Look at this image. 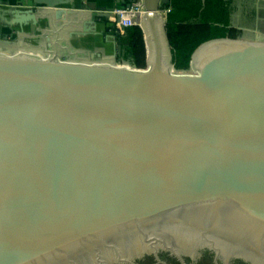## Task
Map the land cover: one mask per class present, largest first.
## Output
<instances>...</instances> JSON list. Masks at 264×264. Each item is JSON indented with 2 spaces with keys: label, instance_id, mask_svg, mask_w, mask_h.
Instances as JSON below:
<instances>
[{
  "label": "water",
  "instance_id": "1",
  "mask_svg": "<svg viewBox=\"0 0 264 264\" xmlns=\"http://www.w3.org/2000/svg\"><path fill=\"white\" fill-rule=\"evenodd\" d=\"M168 1L142 0L143 68L0 52V264H264V46L177 72Z\"/></svg>",
  "mask_w": 264,
  "mask_h": 264
},
{
  "label": "crops",
  "instance_id": "2",
  "mask_svg": "<svg viewBox=\"0 0 264 264\" xmlns=\"http://www.w3.org/2000/svg\"><path fill=\"white\" fill-rule=\"evenodd\" d=\"M231 1L229 0V26L239 32L234 39L250 45L264 46V30L254 25L252 29L254 33L250 34L251 29L246 24V20L251 17L258 22V14L264 18L261 12V9H264V0H240V10L243 8L241 13H236L237 6L234 7ZM128 2V0H67L64 4L47 7L36 5L33 0H0V50L2 43H9L18 36L28 40V47L34 51L39 49L42 55H47L56 42L58 56L64 60L108 61L133 65L129 57H124L122 48L121 59L118 60L117 44H120V37L125 31L115 28L113 31L111 22L113 16L111 11ZM93 9L105 11L107 14L94 17L91 14ZM13 10H19L23 14H34L35 19L8 23L13 17L11 13Z\"/></svg>",
  "mask_w": 264,
  "mask_h": 264
},
{
  "label": "trees",
  "instance_id": "3",
  "mask_svg": "<svg viewBox=\"0 0 264 264\" xmlns=\"http://www.w3.org/2000/svg\"><path fill=\"white\" fill-rule=\"evenodd\" d=\"M164 8L167 9L165 31L176 69H187L193 53L201 45L234 39L239 33L229 26V0H169ZM124 31L120 37L124 57H129L134 66L145 67L146 49L141 28L132 25Z\"/></svg>",
  "mask_w": 264,
  "mask_h": 264
},
{
  "label": "built area",
  "instance_id": "4",
  "mask_svg": "<svg viewBox=\"0 0 264 264\" xmlns=\"http://www.w3.org/2000/svg\"><path fill=\"white\" fill-rule=\"evenodd\" d=\"M128 3L129 6H119L111 11L113 14L111 22L113 27L119 31H124L126 27L132 25H138L145 12L142 0H131ZM162 12L165 14L167 9L163 8Z\"/></svg>",
  "mask_w": 264,
  "mask_h": 264
},
{
  "label": "rangeland",
  "instance_id": "5",
  "mask_svg": "<svg viewBox=\"0 0 264 264\" xmlns=\"http://www.w3.org/2000/svg\"><path fill=\"white\" fill-rule=\"evenodd\" d=\"M260 1V0H259ZM232 5H234V7H236L235 9H237V12L236 13H241V11H243V8L242 10H240V4H241V1L240 0H232L231 1ZM261 12H263V16H264V9H261ZM259 13V12H258ZM259 16H262L260 14L257 15V19H258V22L254 21V17H251L249 18L248 20H246V24L248 25L249 29H251V33L250 34H253L254 31L252 29H254V25H256L257 27L256 28H262L264 30V18L263 17H259ZM263 18V19H262ZM8 19V18H6ZM240 18H238L239 20ZM1 20V19H0ZM4 22V21H3ZM256 22V23H255ZM260 22V23H259ZM263 23V24H261ZM28 40H26L24 37H15L13 40H10L9 43H2V50H0V52H5V53H14L16 52L19 48L22 50V49H27L29 50L30 52H34V50H31L28 45L29 43L27 42ZM8 44V45H7ZM6 48V49H5ZM6 51H5V50ZM4 50V51H3ZM7 50H10L7 52ZM15 50V51H14ZM188 70L187 69H178V71L180 72H186Z\"/></svg>",
  "mask_w": 264,
  "mask_h": 264
},
{
  "label": "bare ground",
  "instance_id": "6",
  "mask_svg": "<svg viewBox=\"0 0 264 264\" xmlns=\"http://www.w3.org/2000/svg\"><path fill=\"white\" fill-rule=\"evenodd\" d=\"M164 16V13H162V17ZM141 21V20H140ZM39 50V49H38ZM38 50H35L34 52H30L29 50H27V49H18L17 51H16V53H29V54H34V55H39V56H46V55H42ZM43 52V51H42ZM45 53V52H44ZM108 60V59H107ZM108 62V61H107ZM126 65V64H125ZM193 68V67H192ZM193 69H191V71H192ZM177 72H180V71H177Z\"/></svg>",
  "mask_w": 264,
  "mask_h": 264
}]
</instances>
